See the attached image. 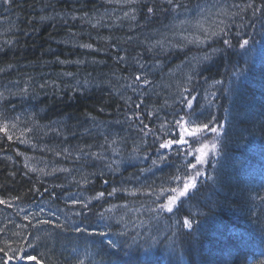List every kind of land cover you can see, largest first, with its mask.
Listing matches in <instances>:
<instances>
[{
  "label": "trees",
  "instance_id": "trees-1",
  "mask_svg": "<svg viewBox=\"0 0 264 264\" xmlns=\"http://www.w3.org/2000/svg\"><path fill=\"white\" fill-rule=\"evenodd\" d=\"M0 129V264H264V0H0Z\"/></svg>",
  "mask_w": 264,
  "mask_h": 264
},
{
  "label": "snow or ice",
  "instance_id": "snow-or-ice-1",
  "mask_svg": "<svg viewBox=\"0 0 264 264\" xmlns=\"http://www.w3.org/2000/svg\"><path fill=\"white\" fill-rule=\"evenodd\" d=\"M5 3L8 2V0H4ZM148 11L151 13L152 12V9L149 8ZM223 43L225 45H230V41L225 39L223 41ZM250 41L249 39H244L240 44H239V47L241 49H244L246 53H249V55H251V53L249 52V49H248V45H249ZM87 47H91V45H88ZM123 59V58H121ZM140 77L137 76V80H139ZM145 84L148 83L147 80L144 81ZM191 103V102H190ZM139 107V105L137 106ZM183 119V118H181ZM178 125L181 123V121H177L176 122ZM147 127V126H145ZM220 127H223V125H221ZM205 129H208L210 132L212 133H218V128L217 127H211L209 128V124H204L203 127H193L191 131H188L187 129H184L181 134H180V138L179 140H167L166 142H163V143H160L159 145V148L160 149H170L172 147L173 144H177V145H180V144H185L186 143V140H185V136H184V132H187V135L188 136H196L198 133L202 132L203 130ZM2 130V129H0ZM9 139H11V136H9ZM216 144L213 143L211 145V150L213 153H215V150H216ZM208 148V144H203V146L198 149V151L200 152V155H198L196 157V163L195 164H190L189 165V168L194 170V174H189L188 172L185 173V177L183 178V181H182V178L180 176H177L175 177V180L177 182H181L183 183V186L182 188H172L171 189V192L175 193V195H171L168 197V203L167 204H161L159 205V210L160 211H167L169 213H171L173 211V205L176 204L181 198H184L186 196H188L190 194V192H194L196 189H197V182H198V179L201 178V177H205V178H208L207 177V173L206 172H201L200 169L197 167V165H204L206 163H209V160L207 159L208 157V153L204 151V149ZM165 157L161 156L160 159H164ZM156 161H153V164H155ZM115 191V190H114ZM112 193H109V195H111ZM100 196H103L104 193H100L99 194ZM2 203H5L3 200H0V204ZM72 203L73 204H76V203H81L82 207L83 208H87L88 205L85 204V203H82V201H77L76 199L73 198L72 200ZM82 213H77V215H81ZM45 223H47V221H45ZM182 227L185 228V229H189L191 230L193 228V221L189 218H184L183 221H182ZM76 231H84L85 229H81L79 226H76L75 228ZM99 235L101 236H107V233L106 232H99ZM108 244L110 246H112L113 248L116 247V242L109 239L108 241ZM27 257V253H23L19 259L23 260L24 258ZM29 259H31V257H27Z\"/></svg>",
  "mask_w": 264,
  "mask_h": 264
},
{
  "label": "rangeland",
  "instance_id": "rangeland-1",
  "mask_svg": "<svg viewBox=\"0 0 264 264\" xmlns=\"http://www.w3.org/2000/svg\"><path fill=\"white\" fill-rule=\"evenodd\" d=\"M189 130V129H188ZM204 132H206V131H204ZM209 138H207V139H205V140H203L202 142H201V144L199 145V147H197L198 149H200L202 146H203V144H208V148H206V149H204V151L205 152H207L208 153V157H210L211 155H212V151H210L211 150V145L213 144V143H211L210 141L209 142H207V140H208ZM197 142V141H196ZM198 149H197V153H198V155H200V152L198 151ZM207 157V158H208ZM202 166L203 165H197V167L200 169V171L202 172ZM167 203H168V201H167ZM166 203V204H167Z\"/></svg>",
  "mask_w": 264,
  "mask_h": 264
},
{
  "label": "bare ground",
  "instance_id": "bare-ground-1",
  "mask_svg": "<svg viewBox=\"0 0 264 264\" xmlns=\"http://www.w3.org/2000/svg\"><path fill=\"white\" fill-rule=\"evenodd\" d=\"M218 135V133H209L208 134V138H210L211 139V141H212V143H215L216 141H215V137Z\"/></svg>",
  "mask_w": 264,
  "mask_h": 264
}]
</instances>
